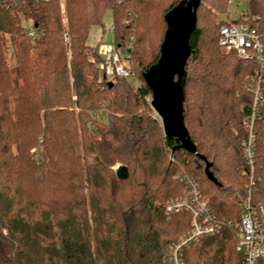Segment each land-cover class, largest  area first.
<instances>
[{
	"label": "trees",
	"instance_id": "obj_1",
	"mask_svg": "<svg viewBox=\"0 0 264 264\" xmlns=\"http://www.w3.org/2000/svg\"><path fill=\"white\" fill-rule=\"evenodd\" d=\"M180 1L65 0V26L57 0L0 9V264H166L168 245L189 231L188 214L167 218L160 208L183 196L182 176L226 223L186 249L184 264H239L228 223L241 215L247 183L244 84L256 67L218 47L221 20L201 0L180 80L196 154L172 153L176 141L163 136L142 76L160 56L164 15ZM206 1L226 14L227 0ZM107 10L116 49L131 46L136 88L102 75L96 83L97 46L86 40ZM258 118L251 204L264 209V105ZM115 163L127 168L124 181Z\"/></svg>",
	"mask_w": 264,
	"mask_h": 264
},
{
	"label": "built area",
	"instance_id": "obj_2",
	"mask_svg": "<svg viewBox=\"0 0 264 264\" xmlns=\"http://www.w3.org/2000/svg\"><path fill=\"white\" fill-rule=\"evenodd\" d=\"M49 0H0V9L23 8L28 3H46ZM116 2L120 0H115ZM243 4L244 10L231 21L228 11L222 15L218 27L217 45L226 53L245 62H254L255 70L246 78L244 89L250 94V108L244 116L245 137L240 142L245 166L241 175L247 179L244 198L241 202V215L232 223L235 235V251L240 255L239 264H264V209L254 207L251 196L254 181V125L259 120V112L264 105V0H227L228 6L234 3ZM61 14V24L66 25L64 18L65 0H57ZM34 32H29L33 37ZM130 45L116 49L114 44L97 46L98 67L102 76L107 79L134 80L131 72ZM128 49V50H127ZM124 53L121 55L120 51ZM176 178V177H175ZM185 191L182 197L169 199L162 204L164 215L169 218L183 213L189 216V231L184 237L170 243L167 247L166 264H184L186 249L196 247L201 239L213 237L226 225L214 217L208 203L202 198L196 181L182 176Z\"/></svg>",
	"mask_w": 264,
	"mask_h": 264
},
{
	"label": "water",
	"instance_id": "obj_3",
	"mask_svg": "<svg viewBox=\"0 0 264 264\" xmlns=\"http://www.w3.org/2000/svg\"><path fill=\"white\" fill-rule=\"evenodd\" d=\"M200 2L201 0H182L164 15L166 29L159 47L160 56L142 76L152 93L150 107L161 121L163 136L176 141L177 145L171 149L172 153L175 149L182 148L188 153L196 154L184 125V92L180 80L191 54L189 40L196 27V11ZM197 157L203 159L199 155ZM208 169L209 165H206V171ZM127 176L125 166L116 167L117 180L124 181Z\"/></svg>",
	"mask_w": 264,
	"mask_h": 264
},
{
	"label": "rangeland",
	"instance_id": "obj_4",
	"mask_svg": "<svg viewBox=\"0 0 264 264\" xmlns=\"http://www.w3.org/2000/svg\"><path fill=\"white\" fill-rule=\"evenodd\" d=\"M204 7L206 9H208V11H210V14L212 13L213 17L217 19V21H220L222 18V11H216L215 9L213 8H210L209 4H207V1L205 0L204 2ZM244 10V5L243 4H239V3H236L234 1V3L230 6L227 7V11L229 13L228 15V18L233 21L235 18H237V16L240 14L241 11ZM102 22V25H95V26H92L89 30V33H88V39L86 40V45L88 47H93L95 48L96 46L100 45V44H105V43H108V44H113L115 42V36H114V33H113V27H114V24L112 22V13L110 10H107L105 13H104V16L101 20ZM133 38H131V42L133 43ZM64 45L66 47V60H67V63L70 61V52H69V41L68 40H65L64 42ZM124 53L123 50L120 51V54L122 55ZM154 54V53H153ZM150 59V58H149ZM149 59H147L145 61V63H147L149 61ZM100 61V60H99ZM99 61L97 62L95 57H91L89 58V62L90 64H92L93 66L97 67L98 66V63ZM145 63H143V65H140L139 67L141 66H144ZM98 70H99V67H98ZM96 70L97 72V85L102 88V85H103V80H101V72L100 70L98 71ZM140 73V70L139 69H136V74L139 75ZM104 78V77H103ZM71 81V80H70ZM109 82H115L116 79H109L108 80ZM72 82V81H71ZM128 83H131L133 85V87L136 88V86L139 85V83L137 82L136 79L132 80V81H128ZM148 100V99H147ZM10 104H12V109L14 108V101L11 100L10 101ZM157 118L158 116L156 115L155 111H154V114ZM15 119H16V116L14 115L13 116ZM18 118V117H17ZM158 121L159 118H158ZM161 122V121H160ZM34 150L31 151V153H33ZM117 166H120L119 163H115L114 165H112L111 167V170H112V173L113 175L115 176V169ZM116 178V177H115ZM117 180V179H116ZM119 181V180H118ZM161 208V207H160ZM4 251V250H3Z\"/></svg>",
	"mask_w": 264,
	"mask_h": 264
}]
</instances>
